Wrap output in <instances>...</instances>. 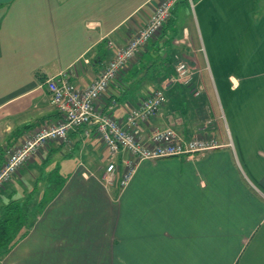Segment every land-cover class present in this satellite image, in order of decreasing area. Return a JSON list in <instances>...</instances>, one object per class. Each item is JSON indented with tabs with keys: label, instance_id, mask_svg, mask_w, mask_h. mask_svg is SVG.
Listing matches in <instances>:
<instances>
[{
	"label": "crops",
	"instance_id": "crops-1",
	"mask_svg": "<svg viewBox=\"0 0 264 264\" xmlns=\"http://www.w3.org/2000/svg\"><path fill=\"white\" fill-rule=\"evenodd\" d=\"M160 1L0 0V168L62 119L46 80L65 72L88 87ZM261 3L179 0L96 102V114L121 121L162 89L166 102L141 132L172 127L218 147L142 161L123 190L121 167L112 185L102 179L109 154L93 126L39 147L0 192V213L27 195L37 203L0 264H264ZM178 63L190 83L172 80Z\"/></svg>",
	"mask_w": 264,
	"mask_h": 264
},
{
	"label": "built area",
	"instance_id": "built-area-1",
	"mask_svg": "<svg viewBox=\"0 0 264 264\" xmlns=\"http://www.w3.org/2000/svg\"><path fill=\"white\" fill-rule=\"evenodd\" d=\"M178 1L158 2L147 23L131 34L124 47L116 49L107 66L88 87H76L65 72L46 80V90L62 119L28 136L20 147L9 152L5 164L0 168V187L31 160L39 147L51 141L66 140L69 131L77 127L95 128L109 153L102 179L105 185H112L121 167V190L128 186L142 161L192 157L218 147L214 140L202 137L185 141L172 127L153 130L148 135L141 132V126L155 118L166 102L162 89H156L142 98L121 121L107 115H98L95 111L97 100L107 91L119 72L164 28ZM175 72L176 76L172 80L184 84L190 83L194 74L185 63H178ZM193 93L195 96L199 94L196 90Z\"/></svg>",
	"mask_w": 264,
	"mask_h": 264
},
{
	"label": "trees",
	"instance_id": "trees-1",
	"mask_svg": "<svg viewBox=\"0 0 264 264\" xmlns=\"http://www.w3.org/2000/svg\"><path fill=\"white\" fill-rule=\"evenodd\" d=\"M83 127H86V126H83ZM83 127H77V128H83ZM94 131H95V128H94ZM119 161L120 160H118V162ZM27 207H28V204L26 202H24L23 204H19L16 201H12L1 210V213H0L1 215L0 217V260L3 257H5L11 251V249H13L15 245H17V243L27 234L28 230L30 229V225H28L26 228V231L21 232V230L25 228L23 227V225H26L25 223L27 221V218H26V208Z\"/></svg>",
	"mask_w": 264,
	"mask_h": 264
},
{
	"label": "rangeland",
	"instance_id": "rangeland-1",
	"mask_svg": "<svg viewBox=\"0 0 264 264\" xmlns=\"http://www.w3.org/2000/svg\"><path fill=\"white\" fill-rule=\"evenodd\" d=\"M261 5H262V9L264 10V0H261ZM179 22H180V17H179V15L177 14V17H176V19H175V24H179ZM78 155V154H77ZM14 178V177H13ZM13 178H10V179H8L7 181H5L4 182V184H3V186H1L0 187V192H1V190L6 186V184L7 183H9V182H11V180L13 179ZM52 190V189H51ZM32 199V195H27V197L24 199V201L26 202V203H28L30 200ZM13 201H16V200H13ZM18 203H19V201H17ZM30 204H32V206H36L37 205V203L35 202V200L34 201H30L29 202ZM34 211H35V209H34ZM29 214H30V212H29ZM33 215V212L29 215L30 217Z\"/></svg>",
	"mask_w": 264,
	"mask_h": 264
}]
</instances>
